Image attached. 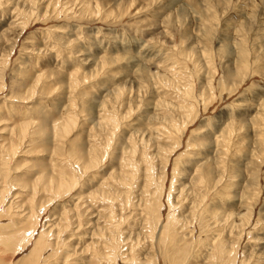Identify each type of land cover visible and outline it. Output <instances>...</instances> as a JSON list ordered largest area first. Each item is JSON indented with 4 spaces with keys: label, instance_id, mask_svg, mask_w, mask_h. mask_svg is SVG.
I'll use <instances>...</instances> for the list:
<instances>
[{
    "label": "rangeland",
    "instance_id": "374dc122",
    "mask_svg": "<svg viewBox=\"0 0 264 264\" xmlns=\"http://www.w3.org/2000/svg\"><path fill=\"white\" fill-rule=\"evenodd\" d=\"M0 264H264V0H0Z\"/></svg>",
    "mask_w": 264,
    "mask_h": 264
},
{
    "label": "bare ground",
    "instance_id": "6f19581e",
    "mask_svg": "<svg viewBox=\"0 0 264 264\" xmlns=\"http://www.w3.org/2000/svg\"><path fill=\"white\" fill-rule=\"evenodd\" d=\"M40 240V239H39ZM38 243V242H37ZM42 243V242H41ZM43 244V243H42ZM38 245V244H37ZM43 246V245H42ZM38 247H39V245H38ZM40 248V247H39ZM37 250H38V248H37ZM39 251V250H38ZM35 252H37V251H35Z\"/></svg>",
    "mask_w": 264,
    "mask_h": 264
}]
</instances>
